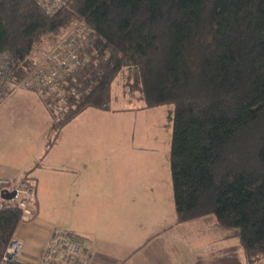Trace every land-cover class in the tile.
<instances>
[{
	"label": "trees",
	"instance_id": "trees-1",
	"mask_svg": "<svg viewBox=\"0 0 264 264\" xmlns=\"http://www.w3.org/2000/svg\"><path fill=\"white\" fill-rule=\"evenodd\" d=\"M74 30L80 66L52 94H37L53 119L51 144L83 111L110 110L120 94L140 102L137 111L174 105L178 224L214 218L225 239L239 240L243 256L232 247L213 264L264 261V0H69L50 15L36 0H0V52L11 58L12 83L45 59L33 58L46 40L58 45ZM11 182L32 189L33 213L24 222L4 200L0 262L36 216L34 183Z\"/></svg>",
	"mask_w": 264,
	"mask_h": 264
},
{
	"label": "crops",
	"instance_id": "crops-1",
	"mask_svg": "<svg viewBox=\"0 0 264 264\" xmlns=\"http://www.w3.org/2000/svg\"><path fill=\"white\" fill-rule=\"evenodd\" d=\"M94 109L51 144L53 119L37 94L15 91L0 106V180L28 176L35 188L36 216L14 234L24 246L22 261L38 264L56 232L84 243L87 264H213L232 248L229 242L237 239L190 235L197 249L188 253L175 235L191 228L222 233L215 219L178 224L169 171H157L156 160L143 157L113 163L118 156L101 140L111 132L97 126L103 110ZM166 198L170 211L164 215Z\"/></svg>",
	"mask_w": 264,
	"mask_h": 264
},
{
	"label": "built area",
	"instance_id": "built-area-1",
	"mask_svg": "<svg viewBox=\"0 0 264 264\" xmlns=\"http://www.w3.org/2000/svg\"><path fill=\"white\" fill-rule=\"evenodd\" d=\"M36 1L42 6L46 14L50 15L55 13L57 9L66 6L69 0ZM75 31L62 38L52 52L36 66L35 70L17 84L12 83V77L9 75V69L12 65L11 58L6 53L0 52V106L7 97L18 90H30L38 95L43 90L46 95L57 90L59 82L70 77L75 68L81 64L78 58L81 38L76 37ZM12 185L8 179L0 180V211L5 207L1 194L6 190L10 193L16 192L14 198L5 200L7 208L17 204L18 211L23 213V221L29 222L33 213L31 209L33 191L25 185L18 188ZM7 247L0 264H28L20 258L24 247L21 241L12 239ZM84 248V243L68 239L61 233H55L44 249L38 264H87V259L81 258Z\"/></svg>",
	"mask_w": 264,
	"mask_h": 264
},
{
	"label": "rangeland",
	"instance_id": "rangeland-1",
	"mask_svg": "<svg viewBox=\"0 0 264 264\" xmlns=\"http://www.w3.org/2000/svg\"><path fill=\"white\" fill-rule=\"evenodd\" d=\"M56 42L54 39L46 40L35 51L33 59L40 62L46 58L56 47ZM114 94H116V91ZM111 105L110 110L99 111L100 114H103V118L97 126L104 133L111 132L109 138L105 140L102 135L101 140L103 148L105 147L108 151L118 156L112 162L122 163L124 165V162L131 163L132 159L138 160L143 157L144 159L156 160L155 168L157 171L161 170L164 174V170L166 169L171 175L169 157L173 138V125L170 118L173 115L175 106L172 104H162L151 109H140V111H137V108L141 105L140 102L135 100L131 101L122 94L119 97L116 96ZM95 112H98V110ZM169 199H162L165 206V209L162 211L164 215H167L170 211V205H168ZM214 231L210 229L208 232L201 234L198 232V229L197 231L193 228L190 231L181 230L178 235H175V239L181 242L188 249V253L191 254L192 251L197 249V246L190 241V235L204 236L207 239L213 238L215 235H223V233H214ZM237 244L240 246L238 239L237 241L231 240L229 242V245L232 247ZM239 253L243 255L241 248L239 249Z\"/></svg>",
	"mask_w": 264,
	"mask_h": 264
},
{
	"label": "water",
	"instance_id": "water-1",
	"mask_svg": "<svg viewBox=\"0 0 264 264\" xmlns=\"http://www.w3.org/2000/svg\"><path fill=\"white\" fill-rule=\"evenodd\" d=\"M16 196V192H12V193H9V192H3L1 194V198L4 199V200H9V199H12Z\"/></svg>",
	"mask_w": 264,
	"mask_h": 264
}]
</instances>
